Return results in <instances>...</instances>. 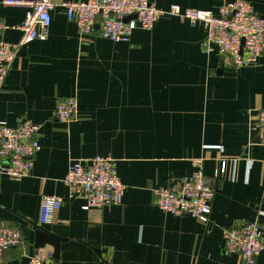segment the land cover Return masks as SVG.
<instances>
[{
    "label": "crops",
    "instance_id": "crops-1",
    "mask_svg": "<svg viewBox=\"0 0 264 264\" xmlns=\"http://www.w3.org/2000/svg\"><path fill=\"white\" fill-rule=\"evenodd\" d=\"M2 1L0 41L19 43L27 10ZM148 1L218 15L235 0ZM246 1L264 15V0ZM205 38L204 24L165 15L114 43L98 27L81 35L62 8L54 10L48 38L21 47L0 92V125L29 121L41 145L28 177L0 174V229L22 237L0 264H29L44 250L52 264H243L226 253L223 232L251 221L264 227V146L251 129L264 109V53L247 68L224 70ZM70 97L77 116L60 123L56 107ZM97 156L115 160L126 190L120 205L84 210L85 199L70 198L63 181L72 161ZM195 161L215 193L208 223L156 204L154 191L190 177ZM45 196L62 205L40 225ZM38 227L62 240L58 256L53 246H36ZM255 264H264V253Z\"/></svg>",
    "mask_w": 264,
    "mask_h": 264
},
{
    "label": "built area",
    "instance_id": "built-area-1",
    "mask_svg": "<svg viewBox=\"0 0 264 264\" xmlns=\"http://www.w3.org/2000/svg\"><path fill=\"white\" fill-rule=\"evenodd\" d=\"M5 7L24 8L26 17L20 26L22 39L11 44L0 41V92L6 77L22 46L46 40L53 21V12L62 8L69 22L79 33L90 36L98 27L100 35L114 43H128L133 33L140 29L150 31L165 15L189 21L192 25L204 24L206 38L204 49L219 55L224 70L247 68L264 53V15L257 14L246 0H235L212 11L185 9L177 5L158 9L148 0H3ZM7 27L0 18V32ZM78 101L74 97L60 101L55 116L60 123H69L77 116ZM254 143L264 146V109L257 113L252 125ZM39 126L24 121L17 127L0 125V158L8 159L0 164V174L16 180L28 177L34 167V159L41 151L37 138ZM198 169L188 178L171 187L156 189L158 208L174 216H190L203 223L209 222L214 190L207 182L200 161ZM64 184L70 198L83 197L84 210L120 205L126 186L121 182L115 160L112 157H92L70 163ZM62 199L45 196L40 208L39 224L48 225L55 220ZM225 251L241 257L243 264H255L264 253V227L256 221L240 223L223 232ZM22 242L21 233L7 228L0 229V260L5 250ZM29 264H52V252L44 250L30 258Z\"/></svg>",
    "mask_w": 264,
    "mask_h": 264
},
{
    "label": "water",
    "instance_id": "water-1",
    "mask_svg": "<svg viewBox=\"0 0 264 264\" xmlns=\"http://www.w3.org/2000/svg\"><path fill=\"white\" fill-rule=\"evenodd\" d=\"M37 240H36V246L38 248L44 247L46 244L53 246L55 248V255L58 256L59 254V244L61 239L55 237L54 235H50L47 231H45L43 228L38 227L37 228Z\"/></svg>",
    "mask_w": 264,
    "mask_h": 264
}]
</instances>
